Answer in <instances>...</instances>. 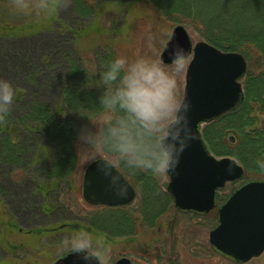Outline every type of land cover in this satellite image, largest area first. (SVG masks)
Segmentation results:
<instances>
[{
  "label": "rangeland",
  "instance_id": "374dc122",
  "mask_svg": "<svg viewBox=\"0 0 264 264\" xmlns=\"http://www.w3.org/2000/svg\"><path fill=\"white\" fill-rule=\"evenodd\" d=\"M96 2V16L93 24L89 25V22H84L74 10V0H63L58 11L46 16H37L35 13L24 15L14 8L15 0H0V82H8L13 93V103L5 119L19 120L28 104L33 102L55 108L62 101L61 92L65 85L63 82L70 66L73 63L76 67L80 66L85 74L83 76H87L88 70L94 71L98 67V59H94L93 55L98 54L99 57L105 51L106 45L117 56L136 58L153 55L152 49H155L160 58L176 24L164 17L154 3L149 0H98L93 3ZM185 27L193 45L201 40L191 28ZM191 58L192 56L188 57L189 62ZM164 66L170 69L172 64ZM186 69L179 79L182 93ZM258 123V126L264 124L263 116H258ZM205 126L201 127V134L209 152L216 158L230 157L213 153L205 139ZM32 139L37 141L36 136ZM225 140L230 145L235 143L232 134H227ZM36 141L30 146L32 150L38 147H35ZM38 145L41 149V144ZM75 149L78 165L72 178L59 185L54 193H43V197L37 191L44 178L41 173H37L42 171L40 160L27 155L20 162H16L19 166L15 167L0 159V264H48L49 258L41 260L38 256L34 240L28 244V248H34L29 250L30 254L14 253V245L19 246L26 239L17 230L20 226L30 228L40 226L41 223L47 227L69 223L77 225L81 221L76 218H84L88 205L82 198V178L90 163V157L86 153L78 154L77 144ZM28 163L32 166L30 170L26 169ZM127 174L137 183L132 178L135 175ZM138 175L147 177L151 174ZM154 179L155 187L152 190L155 192L153 195L156 200V212L159 208L168 207L155 226V236L159 239L160 226V239L166 241L169 226L174 217H177L179 221L175 226L182 224L187 237L186 264H264V252L243 263L232 262L215 252L208 240L212 226L197 225L199 220L194 215L177 214L172 202L163 195L168 177L164 179L154 176ZM255 179L263 178L248 180ZM248 180L243 177L234 187ZM232 189L233 185L227 184L217 194V201L219 202V198L224 200ZM215 212L216 209L213 214ZM63 235L65 237L70 234L66 232ZM61 239L62 237L58 236V241ZM173 245L171 244V247ZM120 248L111 245L115 252ZM197 250H200L201 256H196Z\"/></svg>",
  "mask_w": 264,
  "mask_h": 264
},
{
  "label": "trees",
  "instance_id": "16d2710c",
  "mask_svg": "<svg viewBox=\"0 0 264 264\" xmlns=\"http://www.w3.org/2000/svg\"><path fill=\"white\" fill-rule=\"evenodd\" d=\"M94 1L98 0H74V10L89 25L93 24L96 16L97 2ZM149 1L169 21L191 28L201 40L220 50L244 56L247 72L242 79V105L236 112L206 125L204 134L214 154L233 157L243 166L247 180L264 179V172L255 167L257 159H264V124L258 126V116L264 117V0ZM106 46L104 54L99 57L98 54L93 55L98 59V67L94 71L88 70L87 76H83L80 66L76 67L74 63L70 66L63 82L62 101L55 108L33 102L28 104L19 120H0V159L15 167L19 166L16 162L27 155L40 160L42 171L37 173L44 176L40 182L44 192L57 190L59 185L70 181L77 168L76 136L89 120L79 112L94 117V102L99 94L95 86L99 82L98 73L117 56ZM227 134L234 136V144L226 142ZM33 136L41 144V149ZM35 141V147H38L32 150L30 146ZM26 144L30 145L23 147ZM26 167L30 170L32 166L28 163ZM132 178L141 184V192L148 193V175ZM235 183H231L232 190L236 188ZM218 200L221 202L223 198Z\"/></svg>",
  "mask_w": 264,
  "mask_h": 264
},
{
  "label": "clouds",
  "instance_id": "9594fccd",
  "mask_svg": "<svg viewBox=\"0 0 264 264\" xmlns=\"http://www.w3.org/2000/svg\"><path fill=\"white\" fill-rule=\"evenodd\" d=\"M63 0H15L14 8L24 14L46 16L59 10ZM153 55L130 58L118 55L98 73L99 89L95 115L76 136L78 154L86 153L105 175L110 190L125 194L130 175L151 174L166 179L179 161L182 150L196 137L189 119L190 104L179 86L189 63L187 51L174 45L168 52L172 67L166 68ZM13 103L12 86L0 82V120ZM106 154V156H105ZM255 167L264 172V159ZM62 253L80 257L81 264H107L111 246L88 231L65 236L58 243Z\"/></svg>",
  "mask_w": 264,
  "mask_h": 264
},
{
  "label": "water",
  "instance_id": "95a60500",
  "mask_svg": "<svg viewBox=\"0 0 264 264\" xmlns=\"http://www.w3.org/2000/svg\"><path fill=\"white\" fill-rule=\"evenodd\" d=\"M178 45L192 55L185 74L184 96L190 104L189 119L195 133L182 150L175 170L169 175L173 204L182 211L207 213L215 206L216 191L226 182L243 177V167L230 157L216 158L201 136V126L236 112L243 103L241 79L247 63L238 52L222 51L205 41L194 46L187 29L176 25L160 59L172 64L168 55ZM126 180V179H125ZM127 182V180H126ZM83 199L91 204L123 205L134 197L126 183L125 194L115 195L105 175L94 164L85 169ZM218 225L210 232V242L223 256L246 262L264 251V179L251 180L230 194L218 208ZM52 264H81L80 257L65 253ZM117 264H129L120 259Z\"/></svg>",
  "mask_w": 264,
  "mask_h": 264
},
{
  "label": "flooded vegetation",
  "instance_id": "af4514ba",
  "mask_svg": "<svg viewBox=\"0 0 264 264\" xmlns=\"http://www.w3.org/2000/svg\"><path fill=\"white\" fill-rule=\"evenodd\" d=\"M124 177L134 190V197L130 202L124 205H94L85 202L88 205L87 213H85L83 219L76 218L81 221L77 225L69 223L47 227L41 223L40 226L30 228H22L20 226L17 230L26 239L19 246L14 245V253L24 252V255L30 254L29 250L34 248H28V244L29 241L31 243V240H34L33 244H35L38 256H40L41 260L49 258L48 264H50L65 254L58 249V236L64 238L63 234L66 232L72 234L79 231H88L94 237L104 239L110 246L117 245L119 248L121 247L116 252L112 250L108 260L109 264H117L120 259H127L129 264H186L187 237L182 224H179L178 227L175 226L179 221L177 217H174L169 226L166 241L160 239L162 230L160 226L158 229L159 239L155 236V226L168 207L159 208L156 212L154 206L156 200L153 195L155 192L151 190L155 187L154 176L148 175V193L140 191L141 184L133 182L127 176ZM38 188V194L43 197V193H45L43 187L38 186ZM50 192L54 193V191ZM163 192V195H166V198L172 202L167 190L165 189ZM214 210L211 209L206 214H202L175 208L177 214L194 215L199 220L197 225L212 226L210 231L218 223L217 210L213 214ZM204 217H206L205 220ZM10 226L14 227L13 225ZM143 236L146 238H143ZM117 237H122L123 239H118ZM171 244H174L173 247H171ZM170 248H172L171 251ZM211 248L217 252L212 246ZM201 255L200 250H197L196 256Z\"/></svg>",
  "mask_w": 264,
  "mask_h": 264
}]
</instances>
